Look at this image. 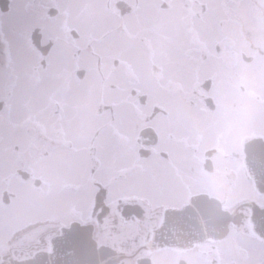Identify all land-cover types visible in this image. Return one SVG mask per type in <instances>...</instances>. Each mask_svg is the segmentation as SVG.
<instances>
[{"label": "flooded vegetation", "instance_id": "flooded-vegetation-1", "mask_svg": "<svg viewBox=\"0 0 264 264\" xmlns=\"http://www.w3.org/2000/svg\"><path fill=\"white\" fill-rule=\"evenodd\" d=\"M0 185V264H264V0H0Z\"/></svg>", "mask_w": 264, "mask_h": 264}, {"label": "water", "instance_id": "water-1", "mask_svg": "<svg viewBox=\"0 0 264 264\" xmlns=\"http://www.w3.org/2000/svg\"><path fill=\"white\" fill-rule=\"evenodd\" d=\"M118 262V253L108 248H98L91 236L85 233L67 243L60 237L53 243L50 253L37 254L20 264H117Z\"/></svg>", "mask_w": 264, "mask_h": 264}, {"label": "rangeland", "instance_id": "rangeland-1", "mask_svg": "<svg viewBox=\"0 0 264 264\" xmlns=\"http://www.w3.org/2000/svg\"><path fill=\"white\" fill-rule=\"evenodd\" d=\"M75 11H76V8H75ZM14 49H15V52H16V55L18 54V53H20L21 51L24 53H26L27 55H28V57H30V48H26V46L25 45H21V44H19V43H17V41H16V44L14 45ZM24 53V54H25ZM24 56V55H23ZM25 57V56H24ZM22 57L24 60H26L27 59V57ZM33 59H35V58H33ZM87 59H89V57H87ZM92 63H91V61L89 60L88 62H87V68H92ZM21 66V65H20ZM21 67H23V66H21ZM188 79V78H187ZM79 84V83H78ZM80 90V88L78 87L77 88V94H78V91ZM32 92V94H34V92H35V90H32L31 91ZM151 92V91H150ZM151 94H152V92H151ZM79 95V94H78ZM78 98V100H85V97H81L80 95L79 96H77ZM57 172H59V173H61L60 174V176L63 178H73V174L71 173V171H65L63 168H59L58 169V171ZM53 178V177H52ZM2 187H3V185H0V191H1V189H2ZM23 195V194H22ZM27 195H23V197H26ZM67 207H66V205H62V206H56L55 205V207H52V209L54 210V211H56V212H58V213H60L61 211H62V209H66ZM49 212V211H48ZM40 213V212H39ZM26 214H27V217H32V216H34L36 213L35 212H32V211H29V210H26ZM2 216H4L3 214H1L0 213V217H2ZM4 225H7V226H9V223H8V221H5L4 222Z\"/></svg>", "mask_w": 264, "mask_h": 264}]
</instances>
